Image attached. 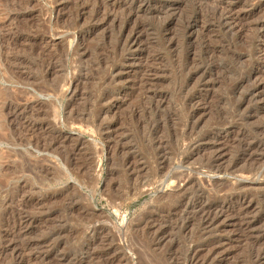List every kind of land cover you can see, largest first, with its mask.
Instances as JSON below:
<instances>
[{
    "label": "rangeland",
    "instance_id": "1",
    "mask_svg": "<svg viewBox=\"0 0 264 264\" xmlns=\"http://www.w3.org/2000/svg\"><path fill=\"white\" fill-rule=\"evenodd\" d=\"M208 1L163 0L170 14L140 12L131 25H147V51L124 61L115 45L120 26L94 19L96 0H0V264H190L197 249L200 264H251L254 249L232 218L209 237L201 215L189 222L198 209L177 201L202 186L206 201L222 202L217 188L231 191L240 177L207 172V157L222 144L189 150L190 135L233 139L264 117V73L260 63L248 67L256 53L264 56V38L250 29L264 22V0H230L248 15L231 37L205 16L185 32L197 8L212 15ZM144 57L160 73L148 93L137 81L140 64L149 65ZM209 59L213 71L195 72ZM113 66L120 67L115 83ZM249 77L259 86L258 121L240 115L253 103L239 109L236 85ZM152 95L163 97L160 107ZM236 146L224 148L225 161ZM131 161L135 175L126 170ZM254 165L257 175L237 187L258 196L264 154Z\"/></svg>",
    "mask_w": 264,
    "mask_h": 264
},
{
    "label": "bare ground",
    "instance_id": "2",
    "mask_svg": "<svg viewBox=\"0 0 264 264\" xmlns=\"http://www.w3.org/2000/svg\"><path fill=\"white\" fill-rule=\"evenodd\" d=\"M163 0H114V2L112 4H110V2H108L107 0H96V5L94 7L95 11H94V19H98V21L101 22H108L111 21L113 22L115 25L114 26H120V30L117 36V44L116 45V49L118 50V52L120 51V53H123V60L125 61L126 56L130 55V54H134L138 51L141 52H145L147 51V48L143 49V38L145 35V32H148V28L147 25L144 24L143 22H137L132 26L131 24L133 23V20H135V17H137L139 15L140 12L142 11H150L151 9L153 10L155 8L159 9L162 12H166L167 14H170V12L173 10L171 7V5H165L162 2ZM208 1V0H207ZM213 1V0H212ZM237 1V0H236ZM94 2V1H93ZM210 2V1H208ZM215 8L213 9V13L210 16H207V14L203 15V9L202 8H197L196 11H193L192 16L187 19V25H186V31L185 32H190L191 29L193 28V26L198 22V20L201 19L205 16V18L210 21L213 22L215 25H217V27L221 30L224 31V33H228L230 34V32H233V30L237 29L238 26H240V24L243 23V21H245L248 18V15L245 14H240V12H237L235 10L234 4L232 1L230 0H214L213 1ZM211 3V2H210ZM238 3V2H237ZM195 4V3H194ZM199 5V4H198ZM201 5V4H200ZM210 5V4H209ZM212 5V4H211ZM84 6V4H83ZM116 6L118 7V9L116 8ZM213 6V5H212ZM90 7V6H89ZM197 7V6H196ZM195 7V9H196ZM124 10L125 11V16L124 18L120 16H116V14H114L115 9L116 10ZM208 8V7H207ZM205 8V9H207ZM212 8V7H211ZM80 9V8H79ZM87 9V8H85ZM92 9V6H91ZM172 9V10H171ZM204 9V10H205ZM88 10V9H87ZM208 10V9H207ZM93 11V10H91ZM158 11V10H157ZM239 11V10H238ZM241 11V10H240ZM261 11V10H260ZM79 12V11H78ZM83 12V11H81ZM206 12V11H205ZM264 12V10H263ZM80 13V12H79ZM123 13V11H122ZM173 13V12H172ZM81 14V13H80ZM92 14V13H91ZM89 14V15H91ZM164 14V13H163ZM250 14V12H249ZM263 14V13H262ZM119 15V14H118ZM123 15V14H122ZM176 15V14H175ZM261 15V14H259ZM188 16V15H187ZM185 16V17H187ZM190 16V15H189ZM90 17V16H89ZM93 17L91 19H93ZM170 17V16H169ZM168 17V18H169ZM252 17V16H251ZM262 17V16H260ZM80 18V16H79ZM78 19V16H77ZM138 19V17H137ZM180 19V18H179ZM263 19V17H262ZM206 20V21H207ZM97 21V20H96ZM139 21V20H138ZM182 21V20H181ZM206 21L205 24H206ZM95 22V21H93ZM246 23V22H245ZM181 24H185V23H181ZM204 24V23H203ZM209 24V23H207ZM213 24V25H214ZM131 25V26H130ZM245 25V24H244ZM247 25V24H246ZM245 25V26H246ZM249 25L251 26V23H249ZM116 26V27H117ZM164 26V25H163ZM149 27V26H148ZM162 27V26H161ZM160 27V28H161ZM183 27V26H182ZM216 27V29H217ZM244 27V26H242ZM241 27V28H242ZM252 27V26H251ZM249 28V27H248ZM256 33H259L261 35L262 38H264V22H256L253 24V27L250 29H253ZM158 29V28H157ZM245 29V28H244ZM161 30V29H159ZM240 30V29H239ZM242 30V29H241ZM118 31V30H117ZM157 31V30H156ZM238 31V30H237ZM192 32V31H191ZM190 32V33H191ZM202 32V31H201ZM150 33V32H148ZM163 33V32H162ZM220 33V32H219ZM222 33V32H221ZM234 33V32H233ZM232 33V34H233ZM187 34V33H186ZM223 34V33H222ZM148 35V34H146ZM186 36V35H185ZM189 36V34H188ZM231 37L230 35H227ZM187 37V36H186ZM224 37V34H223ZM185 38V37H184ZM186 39V38H185ZM199 39V38H198ZM221 41V40H220ZM209 42V41H207ZM115 43V42H114ZM187 43V42H186ZM191 43V42H190ZM205 44V42L203 43ZM202 44V45H203ZM212 44V43H211ZM214 44V43H213ZM223 44V43H222ZM114 45V46H115ZM225 45V44H224ZM204 46V45H203ZM207 46V45H206ZM209 46V45H208ZM214 47V46H213ZM212 47V48H213ZM202 48V47H201ZM207 47V51H208ZM221 48V47H220ZM203 49V48H202ZM216 50V49H215ZM113 51L114 48H113ZM204 51V52H207ZM211 52V49H210ZM208 51V53H210ZM214 52V49H213ZM117 53V52H116ZM121 53V55H122ZM212 53V52H211ZM210 53V54H211ZM254 53V52H253ZM118 54V53H117ZM257 55L249 62L250 66H248L249 68H254L256 67V65L259 64L260 71L261 73H264V56L262 57L260 55V53H256ZM120 55V56H121ZM209 55V54H208ZM212 55V54H211ZM209 55V56H211ZM215 55V54H213ZM119 56V55H118ZM206 57V56H205ZM117 58V57H116ZM145 58V57H144ZM208 58V56L206 57ZM211 58V57H210ZM214 58V57H212ZM241 58V57H240ZM250 58V57H249ZM120 59V58H119ZM160 59V57H159ZM204 59V58H203ZM122 60V61H123ZM247 60V59H246ZM121 61V60H120ZM155 61V60H154ZM200 61V60H199ZM204 61V60H203ZM241 61V60H240ZM243 61V60H242ZM249 61V60H248ZM145 62H147V59L145 58ZM153 62V61H152ZM151 62V63H152ZM120 63V62H118ZM117 63V64H118ZM144 63V62H143ZM148 63V62H147ZM146 65V64H140L141 66V71H140V77L137 80L138 84L144 89L146 93L151 91L150 86L152 87L153 85H155L156 79L159 76V71H157L156 69H151L150 64ZM154 63V62H153ZM214 65V62H212ZM212 63L211 60H207L204 62H201L200 64H197L196 62V66L195 67L196 71L195 72H203L205 74V72L210 71V69H212ZM243 63V62H242ZM246 63V61H245ZM190 64V63H189ZM192 64V62H191ZM195 63H193L194 65ZM244 64V63H243ZM242 64V65H243ZM152 66L154 64H151ZM188 65V64H187ZM246 65V64H245ZM249 65V64H247ZM115 66V65H114ZM113 66V67H114ZM155 66V65H154ZM153 66V68H155ZM192 66V65H191ZM157 67V66H156ZM112 68V67H111ZM187 68V67H185ZM190 68V67H189ZM188 68V69H189ZM247 68V67H246ZM248 68V69H249ZM110 69V68H109ZM193 70V68H192ZM191 70V71H192ZM250 70V69H249ZM107 71V70H106ZM185 71V70H184ZM190 71V70H189ZM213 71V69H212ZM259 71V72H260ZM111 72V74H110ZM108 74L111 77V82L113 83L115 80H117V75L118 73H120V67H114L112 68V70L110 71ZM245 73V72H244ZM264 75V74H263ZM261 75V76H263ZM160 77V76H159ZM108 78V75H107ZM246 78V76H245ZM248 78V77H247ZM255 78V77H254ZM105 79V78H104ZM109 79V78H108ZM107 79V80H108ZM242 81H240L237 85H236V91L240 92L241 90H243L241 92V102H240V106L239 109L244 105V103L246 101H254V100H258L257 99V95H258V85L257 84H253L250 87L249 82L252 80L251 77H249V79H241ZM256 81V80H255ZM262 81V80H261ZM110 82V83H111ZM116 82V81H115ZM114 82V83H115ZM253 82V81H252ZM106 83V82H105ZM251 83V82H250ZM249 84V85H248ZM259 84V83H258ZM154 87V86H153ZM152 87V88H153ZM109 88V87H108ZM107 88V89H108ZM209 90V88H208ZM202 91V90H201ZM108 93V92H107ZM203 93V92H202ZM109 94V93H108ZM110 95V94H109ZM112 96V95H111ZM109 96V97H111ZM153 96V99H157L156 101V107H160L161 103H162V99L163 97L158 96L157 98ZM108 98V97H107ZM152 98V97H151ZM192 98V97H191ZM111 99V98H110ZM188 99V98H187ZM103 100V99H102ZM105 100V99H104ZM108 100V99H107ZM152 100V99H151ZM154 100V101H155ZM189 100V99H188ZM205 100V99H204ZM261 100V99H260ZM259 100V101H260ZM192 101V99L190 100ZM198 101V100H197ZM259 101L256 102V104L253 105H248L246 107V112L240 114L241 115V119L242 120H253L254 118L259 116L260 113V108L258 106ZM154 103V102H153ZM195 103V102H194ZM239 103V102H238ZM191 104V103H190ZM247 105V104H246ZM151 107V105L149 106ZM155 107V106H154ZM153 109V107H152ZM151 109V110H152ZM236 116V115H235ZM191 117V122L193 123L194 121V115L190 116ZM262 117L259 121L258 118L257 119V123H250V127L251 128V134H249L250 132H245L244 130H242V132H238L235 137L233 139L231 138H213L210 135H206L202 138H196L191 139V135H190V140L187 141V143H184V148L186 149H194V148H199L201 146L202 143L204 142H210L212 140V143H214V145L216 144H222V147L217 146L218 149L215 150H211V154L207 157L206 161V165L204 163V168L207 169V172L209 171L210 173H217V172H231V173H237L240 175V177L238 176V180L235 182V185H233V188L231 189V191H225L223 190L222 186H220L219 188H217V194H219L220 200H222V202H215V203H211L208 202V200L206 201V197H204L205 195H200V192H203V187L199 186L200 188H195L193 189L192 187V191H196V197H193L194 194L189 191L190 189H185L184 192H182L180 194V196L178 195L177 201L179 202L180 206H186V208L190 205L191 209L196 210L198 209V212L194 211V215H190L192 216V218H188L189 222L193 219H196L197 217H199L200 215L202 217H200L199 219H201V222L203 221V225L205 226L201 231L203 232V235L205 234L206 236H213L215 230L217 229L218 225L220 224V220L224 217L227 218H232L234 220V226L237 228V231H239L240 233V241L243 242H249L252 245V248L254 249V252L252 254V262L251 264H264V225L261 227H258V222L261 220L262 218V214L264 213V194H259L258 196L256 194H250V192H246L245 190H242V183L241 181L244 182V180H248L249 178H251L256 173V168H255V161L257 160L258 155L260 156L261 154H264V117ZM231 121V120H230ZM229 121V122H230ZM191 122H189L191 124ZM228 122V123H229ZM234 123V121H232ZM237 122V121H236ZM235 122V123H236ZM240 122V121H239ZM227 123V124H228ZM242 123V121H241ZM232 124V123H231ZM249 124V123H248ZM194 125V123H193ZM238 125V122H237ZM41 127V126H40ZM193 127V126H192ZM196 130V129H195ZM191 131V130H190ZM194 132V128L192 129V132ZM189 134V133H188ZM205 135V134H204ZM213 136V135H212ZM189 137V135H188ZM222 140H224L222 142ZM232 140V141H231ZM234 140V141H233ZM231 142L237 144V148H238V154L235 156H232V158L230 160H226L224 158V148L228 145L231 144ZM53 143V141H52ZM160 151V150H159ZM190 152V151H189ZM192 152V151H191ZM138 160V159H137ZM140 160V159H139ZM163 160V159H162ZM135 161V160H134ZM132 162V161H131ZM203 168V169H204ZM126 170L128 171L129 174L131 175H135L138 171V167H136L135 163H129L126 165ZM157 179V178H156ZM158 180V179H157ZM162 181V180H160ZM249 181V180H248ZM163 182V181H162ZM161 182V183H162ZM218 184V183H217ZM152 186V183L149 184ZM156 185V184H155ZM150 186V187H151ZM235 186V188H234ZM237 186H241L239 189ZM218 187V185L216 186ZM152 188V187H151ZM221 188V189H220ZM150 189V188H149ZM155 190V189H154ZM150 191V190H149ZM192 193V194H191ZM260 197L263 198L262 204L259 201ZM261 198V199H262ZM217 201V200H216ZM177 203V202H176ZM175 203V204H176ZM178 204V203H177ZM176 204V205H177ZM178 204V205H179ZM37 205V204H36ZM174 205V204H173ZM177 205V206H178ZM175 206V205H174ZM185 208V207H184ZM183 209V208H182ZM171 210V209H170ZM169 210V211H170ZM192 210V211H193ZM175 211V209H174ZM180 211V209H179ZM183 211V210H182ZM172 212V211H171ZM190 212V210H189ZM188 212V213H189ZM196 212V213H195ZM175 213V212H174ZM182 213V212H181ZM180 213V214H181ZM187 213V212H186ZM191 213V212H190ZM176 214V213H175ZM193 214V213H192ZM27 216V215H26ZM188 216V215H187ZM264 218V217H263ZM20 219V218H19ZM22 219V218H21ZM35 219V218H34ZM187 219V220H188ZM179 220V219H178ZM198 221V220H197ZM26 222V221H25ZM195 223V222H194ZM261 223V222H260ZM182 224V223H181ZM190 224V223H189ZM264 224V223H262ZM29 225V224H28ZM198 225L200 226V224L198 223ZM16 226V225H15ZM183 226V225H182ZM28 227V226H27ZM97 227V226H96ZM174 227V226H173ZM184 227V226H183ZM187 227V226H186ZM202 228V225H201ZM184 229V228H183ZM26 230V228L24 229ZM98 230V229H97ZM161 230V229H160ZM169 230V229H168ZM178 230V229H177ZM180 230V229H179ZM20 231V230H19ZM158 232V231H157ZM156 233V232H155ZM168 233V232H167ZM59 234V233H58ZM205 237V236H204ZM214 237V236H213ZM159 238V237H158ZM164 238H161L160 240H162ZM211 239V238H210ZM217 242V241H216ZM220 244V243H218ZM210 245V244H209ZM212 245V244H211ZM213 246V245H212ZM211 246V247H212ZM250 248V247H249ZM202 249V247H201ZM204 249V248H203ZM202 249V250H203ZM209 249V248H208ZM213 249V248H211ZM218 249V247H217ZM198 250V249H197ZM195 252L194 257L192 258L190 264H200V262L198 261L199 259L197 255V251ZM5 251V250H4ZM200 251V249H199ZM208 251V250H207ZM213 250H210V254L209 257H211L213 255ZM194 253V252H193ZM200 253V252H199ZM191 256V255H190ZM200 257V256H199ZM202 257V256H201ZM207 257V256H206ZM212 259V258H211ZM111 262V261H110ZM249 264V263H248Z\"/></svg>",
    "mask_w": 264,
    "mask_h": 264
}]
</instances>
